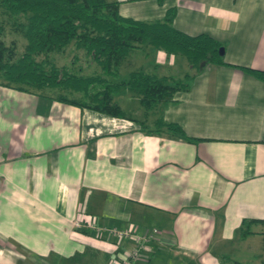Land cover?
Instances as JSON below:
<instances>
[{"label":"crops","instance_id":"0c3cea01","mask_svg":"<svg viewBox=\"0 0 264 264\" xmlns=\"http://www.w3.org/2000/svg\"><path fill=\"white\" fill-rule=\"evenodd\" d=\"M107 1L136 21L174 9L172 26L220 42L225 65L194 71L181 54L145 46L159 63L109 79L180 70L189 88L146 112L120 87L122 117L0 86V264H113L133 243L74 226L92 219L156 230L135 264H260L262 225L241 235V220L264 217V83L241 67L264 71V0ZM158 118L195 141L156 131Z\"/></svg>","mask_w":264,"mask_h":264},{"label":"trees","instance_id":"16d2710c","mask_svg":"<svg viewBox=\"0 0 264 264\" xmlns=\"http://www.w3.org/2000/svg\"><path fill=\"white\" fill-rule=\"evenodd\" d=\"M116 1L107 0H0V86L37 95L44 90H55L46 95L69 105L122 117L119 106L112 101L113 92L127 87L136 92L142 108L148 112L158 105L174 102L177 91L187 90L192 75L181 79L171 76L156 77L141 70H132L119 81L118 67L130 52L142 46H151L166 54H181L191 70L199 71L207 64L225 65L224 46L207 34L187 35L172 26L174 9H168L160 20L136 21L117 13ZM24 40L17 52L13 42L5 43L7 26ZM69 47L81 50L85 65L96 66L91 74H81L77 56L72 62L57 65L52 54H63ZM52 56V57H51ZM76 63V65H75ZM241 69L264 83V71ZM50 95V96H49ZM160 127L186 141L187 137L176 124L156 120ZM249 223L262 225L258 220H241V235ZM263 258L264 264V240Z\"/></svg>","mask_w":264,"mask_h":264},{"label":"rangeland","instance_id":"374dc122","mask_svg":"<svg viewBox=\"0 0 264 264\" xmlns=\"http://www.w3.org/2000/svg\"><path fill=\"white\" fill-rule=\"evenodd\" d=\"M3 40L5 43L9 44L10 42H13L16 46V50L17 52H20L23 48V44H24V40L23 38L18 34L16 33L15 30L13 29H10V26L8 25L5 29V33H4V36H3ZM147 47L145 46H142V47H139L138 49H134L133 50V53L131 54V57L132 59L131 60H134V62L130 65H127L126 63H121L120 65V69H119V72H118V76L119 78H122L123 75L126 73V71L128 70H131L133 69L134 67H132L131 65H137V64H141L142 65V69H146L145 67L147 66V64L149 63H159L158 60H154L153 58H156L151 56L148 52H147ZM72 54H75L77 56V59L73 60L76 62V60L79 61V64L81 67V69L78 71V73H81V74H91L93 73L97 68L94 64L90 63L89 66H86V65H83L85 63V60L83 59V55H82V51L81 50H74L72 49L71 47H69L63 54L59 55V54H52L53 58L55 59V63L57 65H62V64H69L70 62H72ZM51 56V57H52ZM130 56V55H129ZM181 56V55H180ZM144 57H147V60L148 61H143L142 59ZM142 58V59H141ZM182 58V57H181ZM83 59V60H82ZM136 61V62H135ZM73 63V62H72ZM76 65V63H75ZM150 71V73H153V70L151 69H147ZM162 70V69H161ZM157 76H159L160 72H154ZM180 70H178V72H176L174 74V77H178V78H181V74H180ZM176 78V79H178ZM124 79V78H123ZM55 90H49V89H46L44 90V93H54ZM83 263L82 264H93V261L92 260H81ZM81 264V263H80Z\"/></svg>","mask_w":264,"mask_h":264},{"label":"built area","instance_id":"2783aa9c","mask_svg":"<svg viewBox=\"0 0 264 264\" xmlns=\"http://www.w3.org/2000/svg\"><path fill=\"white\" fill-rule=\"evenodd\" d=\"M75 227H85L95 231V233L106 231L109 236H112L116 240V244L119 243L122 239L130 240L133 245L128 250L125 251L122 258L119 260H114L113 264H135L140 257V253L144 247V243L147 242L151 238V234L156 233V230L153 229L148 234L138 235L135 233V230L131 227L127 229H116V228H103L97 225V222L92 219L89 222L83 223L80 221L74 222Z\"/></svg>","mask_w":264,"mask_h":264}]
</instances>
